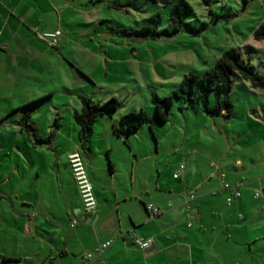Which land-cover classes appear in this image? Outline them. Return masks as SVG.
<instances>
[{
    "label": "rangeland",
    "instance_id": "rangeland-1",
    "mask_svg": "<svg viewBox=\"0 0 264 264\" xmlns=\"http://www.w3.org/2000/svg\"><path fill=\"white\" fill-rule=\"evenodd\" d=\"M58 1L66 3L62 13L65 25L61 28L64 40L60 41V52L56 48L51 50L58 52L60 62L64 63L49 67L56 72H50L53 76L48 80H34V97L41 98L33 120L40 133L46 136L58 115L66 131H70V121L76 123L74 111L82 106L80 96L91 98L95 103L116 96L123 104L113 114V120L99 119L97 123L103 128L105 139L96 143L102 148L106 144L114 148V159L120 168L116 181L126 184L135 175L136 186L151 191L161 176L162 184L172 187L174 193L184 199L193 190L182 178L173 176L181 164L188 170L217 159L227 151L251 152L249 134L259 131L256 120L260 117L255 112L264 116V89L253 87L237 71L232 75L234 108L230 116H210L197 101L174 96L169 119L162 122L156 118L152 98L154 93L160 97L173 96L186 75L212 71L218 58L230 48L239 50L264 77V40L254 37V31L264 24V0H187L193 12L178 32L171 31V3L155 0ZM45 5L43 0L42 6ZM57 12V8L50 11L53 26L57 24ZM156 13L162 18L158 24L160 35L145 37L133 33L147 26L149 17ZM42 30L43 26H36L35 31L42 33ZM41 45L45 43L41 41ZM21 95L0 100V118L9 111L14 100H21ZM214 103V94H211L210 105ZM139 109H144L150 120L124 138L116 136L112 124L120 126L122 115ZM18 117L19 111L13 112L0 126L3 128L0 130L2 161H10L11 150L18 149L22 153L34 150L27 132L14 129ZM126 138L141 157L135 168L124 160L122 149L127 144ZM235 142L230 148L229 144ZM9 171L8 168L7 173ZM4 175L2 190L13 195L17 207H24L16 195L24 194L25 189L18 188L17 181H6ZM167 194L162 197L172 198ZM144 198L151 201L147 193ZM23 226L13 212L10 199L0 198V264H46L44 247L37 242L32 245L33 238L26 237ZM5 256L30 258L16 260L5 259Z\"/></svg>",
    "mask_w": 264,
    "mask_h": 264
},
{
    "label": "crops",
    "instance_id": "crops-1",
    "mask_svg": "<svg viewBox=\"0 0 264 264\" xmlns=\"http://www.w3.org/2000/svg\"><path fill=\"white\" fill-rule=\"evenodd\" d=\"M42 1H0V100L22 94L21 98L18 97L21 100H14L9 111L0 118V126L13 112L19 111L14 128L18 132H27L19 120L28 104L41 98L34 97V80H48L53 76L51 73L56 72L54 69L50 71L49 67L64 63L60 62V54L51 49L60 52L58 48L64 36L61 28L65 25L62 13L66 10V3L45 0L44 7ZM56 8L58 20L53 26L50 11ZM37 25L43 26V32H58V44L51 47L41 39V32L35 31ZM35 64L38 65L36 68ZM38 102L34 104L31 122L40 136L50 138L46 143L34 144L27 132L34 150L30 153L11 150L9 162L0 160V198L10 199L13 212L18 220H22L24 234L33 238L31 244L37 242L44 247L46 264H243L242 260L248 264H264L263 200L254 197V190L264 187V116L258 111L255 113L260 117L256 120L259 131L249 134L250 153L227 151L196 168L187 170L185 166L178 178L190 185L196 194L195 199L186 203L187 197L184 199L175 194L172 187L164 186L161 176L151 191L136 186L135 175L126 184L116 181L120 168L114 159V148L108 144L103 148L96 144L105 139L98 121L108 116L97 117L90 149L85 152L80 146L77 122L70 121L71 130L66 131L58 115L46 136L40 133L33 120ZM108 118L113 120L114 116ZM114 126L115 123L112 124L113 132ZM126 141L122 149L124 160L133 168L141 157L127 138ZM232 144H229L230 148L236 142ZM77 149L84 154L94 187L97 218L84 214L69 165L68 154ZM220 171H225L226 179L232 185H240L242 191V196L230 205L226 198L231 191L222 189ZM1 172H4L6 181H17L18 188L25 189L24 194L16 195L24 207H17L13 195L2 190ZM146 193L149 202L144 198ZM167 193L172 198L162 197ZM150 203L160 208V212L151 217L146 209ZM73 218L78 220L75 226L71 225ZM133 235L152 237L153 248L142 250L133 243ZM109 239L114 242L106 250L83 261L85 254L96 253L99 244ZM4 258L27 260L30 257Z\"/></svg>",
    "mask_w": 264,
    "mask_h": 264
},
{
    "label": "trees",
    "instance_id": "trees-1",
    "mask_svg": "<svg viewBox=\"0 0 264 264\" xmlns=\"http://www.w3.org/2000/svg\"><path fill=\"white\" fill-rule=\"evenodd\" d=\"M164 4L171 3L170 12L171 31L178 32L186 23V18L193 12L192 6L187 0H155ZM160 13L149 17V24L141 30L133 33L141 36H155L162 33L158 30L161 21ZM257 40H264V24L254 31ZM237 71L242 79L249 80L253 87L264 89V77L261 76L250 61H246L242 53L230 48L225 50L214 64L212 71H206L202 75L190 73L186 75L173 96L160 97L153 94L155 105V115L159 121H167L170 109L173 104V97H179L185 101H197L202 105L203 110L210 116L224 115L230 116L234 108L231 99L233 87V73ZM214 94L215 103L210 105V96ZM82 106L79 111H75L74 117L79 124V142L81 148L87 152L90 149V138L94 131V124L99 116L111 117L122 106L116 96H112L104 102H93L91 98L80 96ZM35 100L29 103V107L21 116L20 125L31 135L34 144H43L50 138H43L39 135L37 127L31 122V113L35 109ZM149 114L144 109L130 111L121 117V125L114 126V132L120 136L136 131L144 122L149 121Z\"/></svg>",
    "mask_w": 264,
    "mask_h": 264
},
{
    "label": "built area",
    "instance_id": "built-area-1",
    "mask_svg": "<svg viewBox=\"0 0 264 264\" xmlns=\"http://www.w3.org/2000/svg\"><path fill=\"white\" fill-rule=\"evenodd\" d=\"M2 1V0H0ZM39 37L43 39L49 46H56L59 42L58 32L56 31H44L39 34ZM68 161L71 167L74 179L76 181L81 199L83 212L86 215H91L94 218H97V199L94 192L93 184L90 180L86 161L83 152L80 149L74 150L68 154ZM185 170V165L181 164L176 172H174L175 177H180ZM219 178L221 180L222 189L230 190L231 194L226 198L227 204H232L234 199H238L242 196V191L240 185H232L226 179V172L220 171ZM254 197L257 199L263 200V209H264V187L260 186L254 190ZM196 198V194L191 192L186 199V203ZM171 205V204H170ZM146 209L151 216H154L158 212H160V208L150 203L146 205ZM78 223L76 218L72 219V226H75ZM132 241L135 245H137L142 250H150L153 248L154 240L152 237L142 238L137 235L132 236ZM114 239H109L103 243H101L97 250L96 254L102 253L106 250L112 243ZM93 257L92 253H87L83 256V261H88Z\"/></svg>",
    "mask_w": 264,
    "mask_h": 264
}]
</instances>
